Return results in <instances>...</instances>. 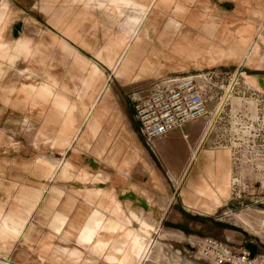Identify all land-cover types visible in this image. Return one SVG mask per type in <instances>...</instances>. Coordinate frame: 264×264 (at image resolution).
Instances as JSON below:
<instances>
[{
	"label": "rangeland",
	"instance_id": "rangeland-1",
	"mask_svg": "<svg viewBox=\"0 0 264 264\" xmlns=\"http://www.w3.org/2000/svg\"><path fill=\"white\" fill-rule=\"evenodd\" d=\"M100 1L0 0V60H5L1 46L16 43L21 53L10 56V62L42 71L38 80L11 74L1 78L0 69V223L26 227L18 235L0 229V264H232L207 246L208 240L223 242L236 253L263 255L264 239L257 232L264 227L255 233L252 225L264 224V0H160L148 13L137 43L151 49L146 27L155 23L166 43H156L153 62L143 59L137 70L140 81L134 84L123 82L126 78L116 75L106 55L96 52L107 41L112 21L131 17L135 9L112 0L113 9L106 11ZM184 24L219 38L233 34L232 56L217 63L203 59L174 74L179 63L172 50L186 43ZM167 26L174 30L167 32ZM199 43L197 37L194 44ZM95 64L112 87L108 95L101 81L91 77ZM199 74L207 76L205 95L218 109L212 145L231 152L229 164L213 169L221 174L230 170L232 180L229 195L211 212L189 207L179 186L189 169V164L183 169L177 163L180 153L188 152L181 147L182 135L187 133L194 145L196 124L150 142L132 103L136 94L155 91L159 77ZM95 94L102 104L114 94L121 123L113 129L115 117L110 115L95 134L78 140L72 111L78 107L82 115ZM122 122L130 125L153 171L134 164L139 158L132 163L129 156L111 159V148L122 141ZM38 123L43 135L34 126ZM65 157L77 171L51 178L48 161ZM80 166L86 174H80ZM157 179L167 195L154 185ZM190 200L209 203L201 197ZM136 208H142V215L129 219V210ZM147 216L161 228L150 235L148 255L133 263L131 243L122 241L142 229ZM115 221L117 227H111Z\"/></svg>",
	"mask_w": 264,
	"mask_h": 264
},
{
	"label": "bare ground",
	"instance_id": "bare-ground-1",
	"mask_svg": "<svg viewBox=\"0 0 264 264\" xmlns=\"http://www.w3.org/2000/svg\"><path fill=\"white\" fill-rule=\"evenodd\" d=\"M110 1L112 0L100 1L106 11H111L113 9V7L109 3ZM159 1L160 0H149L147 5L144 6L146 0H122L123 4L132 6L135 9V12L131 17L127 19L125 18L120 20L118 18H115L112 21L110 27L105 32V34L108 35L107 41L102 44L96 52L97 54L106 55L108 63L115 71L117 76L126 78L130 82H133V84L140 79L141 75L137 70L142 64L143 59H147V61L153 62L157 55L155 52V49L157 48H155L156 43H166V41L161 37L160 32H162V29L158 28V23L146 27L150 31L151 40L148 41L151 48L150 50L140 48L139 43H137L141 30L143 28L145 29V25L148 19V13L153 6H156L159 3ZM108 21H111V19ZM181 29L183 33L187 34L188 38L183 48L172 50V52L174 53L173 60L179 63L175 68H173L174 74L179 73V71L185 70L189 64H200L203 59H210L214 63L221 62L227 56L231 57L232 53L235 50V46L231 42V39L234 37L233 34H231V36L228 34L226 38H219L215 34L206 35L200 28L185 24ZM172 30H174L172 27L167 26V32H171ZM197 37L201 39L203 44H194V40ZM239 38L244 39L241 36ZM248 40V43L251 44L252 38H248ZM16 46V43L10 44L8 46H1V52L3 51L5 56V60H0V69L2 70L1 78L11 74L15 75L17 78L32 76L35 79L41 80V70L32 67H29L27 69H19L16 65L10 62V56L21 53L19 51H16ZM154 70L157 71L158 69L156 68ZM91 77H94L96 80L101 81L102 89L107 93V95L110 93L111 87L107 83V77L104 76V74L100 73L96 64L92 68ZM184 77L187 76H178L175 78H172V76L159 77L153 87L155 89L159 87L170 86L174 82L183 79ZM192 77L196 79L197 85L199 86L201 91L204 94H207L209 88V80L207 79V76L205 74H199ZM50 90L52 89L50 88ZM56 90L57 88H54L53 93ZM99 103L100 100L98 99V94H95L92 95L90 103L85 104L86 107L82 115L80 114L78 107H75L73 109L71 114V118L73 120V132L78 140L82 139L85 141L88 135L95 134L98 129L104 126V122L110 115H114L115 117L113 129H118L122 119V116L119 114L118 108L109 104V102H107L106 104H102V102L100 104ZM217 111L218 109H214L212 105H209L208 114L192 122V124H196L193 129L194 134L192 135L193 141L195 143L193 145L192 141L189 138L190 136L187 133H184L183 137L188 143V152H181L177 157V163L180 164L183 169L186 168L187 164H189V169L187 170L185 176L183 173L184 177L182 181L180 180L181 182L179 184L182 189L181 194L184 198V201L189 207H194L197 210H201L203 212H211L213 208H211V206L221 204V202L229 195V187L232 180L230 170H227L223 174L213 170L219 168L222 169L225 162L229 164L231 155V152L228 148L215 147L211 142L212 133L215 131L214 123ZM34 126L35 128L39 129L38 133L43 135L40 123ZM119 129H122L124 131L126 127L123 126ZM162 137H160V139ZM139 152V147L134 144V146L131 147L128 155L129 161L131 163L135 162L139 158ZM197 162H199L198 166L194 167ZM48 163L49 164L47 165L48 167L46 170L48 171L51 178L58 177L60 175L73 176L75 174L74 171H77L75 169H77L78 167L76 163H73L66 157L64 159L51 158ZM142 166L146 170L153 171L151 164L144 163ZM79 170L80 174H86L87 172V168L84 166H80ZM170 174L172 177H174L173 172H170ZM154 185L159 190H161L164 195H167L164 189V185L159 179L156 180V183ZM198 197L207 200L209 203L198 205L196 202H194L196 200H190V198L197 199ZM142 212V208L131 209L129 210L127 216L129 219L139 218L142 215ZM116 222L117 221H115L114 223L112 222L113 226L111 227L116 228ZM141 223L142 229L137 230L136 228V231H133V233L129 234V236L127 235L125 237V240L122 241L123 245L130 241L132 247L131 251L133 263H135L139 259L142 260L145 257L150 249V235L153 231L160 230L161 228L158 224V220L153 216H147ZM5 228L7 233L18 235V233L23 232L24 228L26 227L24 224L20 225L19 223L6 220L0 223L1 231ZM115 260L116 258L113 259V261Z\"/></svg>",
	"mask_w": 264,
	"mask_h": 264
},
{
	"label": "built area",
	"instance_id": "built-area-1",
	"mask_svg": "<svg viewBox=\"0 0 264 264\" xmlns=\"http://www.w3.org/2000/svg\"><path fill=\"white\" fill-rule=\"evenodd\" d=\"M135 118L147 141H155L170 131L208 114L206 95L192 76L184 77L170 86L156 88L147 94H136L133 99ZM207 246L232 264H264V254L253 256L249 251L236 253L223 242L208 240Z\"/></svg>",
	"mask_w": 264,
	"mask_h": 264
},
{
	"label": "crops",
	"instance_id": "crops-1",
	"mask_svg": "<svg viewBox=\"0 0 264 264\" xmlns=\"http://www.w3.org/2000/svg\"><path fill=\"white\" fill-rule=\"evenodd\" d=\"M109 68V67H108ZM126 81H128V79H126V80H123V82H126ZM109 85H110V83H109ZM110 87H111V85H110ZM111 90H112V87H111ZM113 92V91H112ZM111 92V93H112ZM110 96L111 97H113V98H110L109 97V99H108V102H109V104H111V105H113V106H115V107H117L118 108V110H119V107H118V105H117V102L115 101V98H114V94H110ZM119 114L120 115H122V113H121V111L119 110ZM122 124H123V126L124 127H126V129H124V131H121V138H122V141H120L117 145H114L112 148H111V156L110 157H112L111 159H115V158H119L120 157V160H125L127 157H128V154H129V151H130V149H131V147L134 145V144H138L139 145V150H140V152H139V159L137 160V162L136 163H134V164H140V166L142 167V165L144 164V163H146V164H151V162H149L150 160H149V158H148V156L144 153V149H143V147H142V145L140 144V142L134 137V135L131 133V131H130V129H129V127H128V125L129 124H127V123H123L122 122ZM130 126V125H129ZM180 131H176V129L175 130H172V131H170L169 133H168V135H167V137L168 136H172L173 134H177V133H179ZM180 134V133H179ZM184 134V133H183ZM182 139H183V142L180 144L181 145V147L184 149V150H188V143H187V141H185L184 140V137H183V135H182ZM162 142L161 143H166L165 141H164V139H162L161 140ZM177 155H178V153H177ZM119 160V159H118ZM134 164H132V165H134ZM153 164V163H152ZM264 211V210H263ZM259 219V218H258ZM253 223V222H252ZM261 225H263V227H264V224L261 222V223H257L256 225H252V230L253 231H255V233L257 232L256 230H257V228L259 229V227L261 226ZM257 233H259V234H261V236H263V239H264V229L262 230V231H259V232H257ZM230 245H232V244H230ZM242 248H245V247H242Z\"/></svg>",
	"mask_w": 264,
	"mask_h": 264
}]
</instances>
